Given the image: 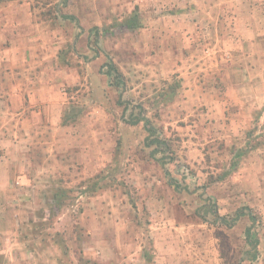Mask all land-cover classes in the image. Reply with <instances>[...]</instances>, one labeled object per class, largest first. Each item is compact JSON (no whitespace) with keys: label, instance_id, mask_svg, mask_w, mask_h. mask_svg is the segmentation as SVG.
Returning <instances> with one entry per match:
<instances>
[{"label":"rangeland","instance_id":"1","mask_svg":"<svg viewBox=\"0 0 264 264\" xmlns=\"http://www.w3.org/2000/svg\"><path fill=\"white\" fill-rule=\"evenodd\" d=\"M28 2L69 130L0 103V264H264V1Z\"/></svg>","mask_w":264,"mask_h":264},{"label":"crops","instance_id":"2","mask_svg":"<svg viewBox=\"0 0 264 264\" xmlns=\"http://www.w3.org/2000/svg\"><path fill=\"white\" fill-rule=\"evenodd\" d=\"M59 33V27L45 28L33 18L28 0L0 4V103L12 115L11 123L16 116L23 120L25 145L34 141L55 145L69 130L60 123L59 109L56 119L51 114L53 106L61 105L58 97L54 99L60 68L55 71L57 62L50 61L47 51L61 47ZM44 133L49 134L47 139Z\"/></svg>","mask_w":264,"mask_h":264},{"label":"trees","instance_id":"3","mask_svg":"<svg viewBox=\"0 0 264 264\" xmlns=\"http://www.w3.org/2000/svg\"><path fill=\"white\" fill-rule=\"evenodd\" d=\"M10 1H12V0H0V4H5V3H7V2H10ZM125 25L127 26V27H129V28H137V27H140V24H139V22H138V20H137V17L136 16H132V17H130L129 19H127L126 20V22H125ZM117 67H115V66H113V64L112 65H110V74H113L114 72H117ZM117 76H120L119 75V71H118V73L115 75V77H117ZM141 121H144L145 123H147V122H149V120H148V117H146V116H142V117H137V119H136V121L135 122H141ZM71 122H74V119L73 120H67V119H65L64 118V120H63V124H67V123H71ZM148 132H149V135H148V140L150 139V138H152L153 136H155V131L152 129V130H148ZM150 141L151 142H149V145H154V144H160V143H163V141L160 139V137H153L152 139H150ZM163 145L164 146H166V143H163ZM261 145H264V143H258V144H256V145H253V146H251V147H249L250 149H254V148H257V147H259V146H261ZM246 153V151H244V149H242V150H240V151H238L237 153H236V156L237 157H241V156H243L244 154ZM101 177V176H100ZM92 187L95 189V188H98V182H94L93 183V185H92ZM61 194H62V192H59V191H56V192H54V194H53V198H54V200L56 201V205L58 206V207H61V205H62V199H61ZM238 214V217L239 216H241L242 214L241 213H237ZM252 219H255V217H251ZM247 233H248V239H249V241L251 242V241H255V243H253V245H256V243H257V239L255 240L254 238H255V234H253V233H251V230H250V228L248 229V231H247ZM147 255V254H146Z\"/></svg>","mask_w":264,"mask_h":264}]
</instances>
